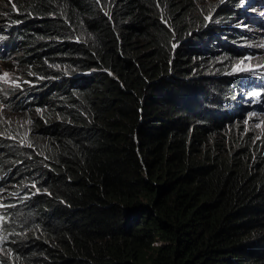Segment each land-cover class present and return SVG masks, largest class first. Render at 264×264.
I'll return each mask as SVG.
<instances>
[{
	"label": "trees",
	"instance_id": "obj_1",
	"mask_svg": "<svg viewBox=\"0 0 264 264\" xmlns=\"http://www.w3.org/2000/svg\"><path fill=\"white\" fill-rule=\"evenodd\" d=\"M219 2L0 0L25 81L0 177L30 189L0 264H264V150L225 109L246 54Z\"/></svg>",
	"mask_w": 264,
	"mask_h": 264
},
{
	"label": "rangeland",
	"instance_id": "obj_2",
	"mask_svg": "<svg viewBox=\"0 0 264 264\" xmlns=\"http://www.w3.org/2000/svg\"><path fill=\"white\" fill-rule=\"evenodd\" d=\"M211 1L214 0H205L206 3ZM219 1L220 5H224L235 15L232 23H227L228 31L235 35L230 44L246 54L239 60H233L231 69L228 70L243 79L237 96L241 98L243 107L241 117H244L251 130L261 136L257 140L264 147V87L254 89L249 85L250 80L255 77L264 83V0ZM12 63L10 53L4 54L0 59V121L19 117L17 113L7 109L9 99L12 98V102L19 96L16 89H24V86H20L25 82L14 72L18 71L15 66L14 71L10 70ZM1 200L0 198V202ZM7 256L6 247H0V259Z\"/></svg>",
	"mask_w": 264,
	"mask_h": 264
},
{
	"label": "clouds",
	"instance_id": "obj_3",
	"mask_svg": "<svg viewBox=\"0 0 264 264\" xmlns=\"http://www.w3.org/2000/svg\"><path fill=\"white\" fill-rule=\"evenodd\" d=\"M227 24V23H226ZM228 26V25H227ZM231 32V31H230ZM232 33V32H231ZM15 43L11 45L10 43V36L7 33V31H2L0 29V59L3 57L4 54L10 53L11 57V49L12 46ZM233 73V72H231ZM236 75V74H235ZM237 76V75H236ZM239 77V76H237ZM242 81L243 79L239 77ZM258 79V80H257ZM241 81V82H242ZM260 78H253L250 80V86L254 89H259L261 87H264ZM32 85V84H31ZM36 85V84H33ZM242 88V85L239 87V89H235L232 93V97L227 100L225 103V109L227 112L231 115L239 116V114H242V103L241 98L237 97L240 90ZM244 124L246 126L247 123L244 121ZM257 135V134H256ZM261 136L257 135V139H259ZM263 138V137H262ZM264 150V147H262ZM9 174V172L7 173ZM7 182L3 181V178L0 177V198L2 199L0 202V247L5 248L6 247V253L7 255H10V251H8L9 247L14 244V236L12 235V232L10 228L4 223L3 219L6 215V211L8 209H13L17 206L20 199H23L25 197V194L30 190L27 187H18L11 181H8V188H5ZM33 187H37V185H33ZM11 202L10 205L8 203Z\"/></svg>",
	"mask_w": 264,
	"mask_h": 264
},
{
	"label": "snow or ice",
	"instance_id": "obj_4",
	"mask_svg": "<svg viewBox=\"0 0 264 264\" xmlns=\"http://www.w3.org/2000/svg\"><path fill=\"white\" fill-rule=\"evenodd\" d=\"M6 75V74H5Z\"/></svg>",
	"mask_w": 264,
	"mask_h": 264
}]
</instances>
